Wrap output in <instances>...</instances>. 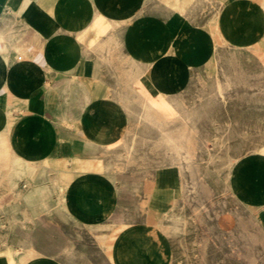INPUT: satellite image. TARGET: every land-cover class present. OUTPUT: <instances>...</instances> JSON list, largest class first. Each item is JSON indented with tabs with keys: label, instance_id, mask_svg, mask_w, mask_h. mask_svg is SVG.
Wrapping results in <instances>:
<instances>
[{
	"label": "rangeland",
	"instance_id": "374dc122",
	"mask_svg": "<svg viewBox=\"0 0 264 264\" xmlns=\"http://www.w3.org/2000/svg\"><path fill=\"white\" fill-rule=\"evenodd\" d=\"M149 1L127 0L125 22L134 16L132 2L142 11ZM150 6L143 15L164 27L156 55L143 53L144 42L124 54L122 46L131 43L119 39L101 58L113 90L97 73L93 88L86 83L87 102L103 104L107 150L93 155L111 182L113 215L99 226L75 221L60 203L56 174L23 166L13 173L11 199H0V247L32 244L66 264H118L121 256L123 264H264V0H153ZM133 28L130 22L126 33ZM160 30L140 31L144 37ZM94 32L73 56L84 82L80 69L96 52L88 47ZM137 55L170 65L171 124L155 127L134 97L127 73ZM110 103L118 111L108 110ZM166 178L173 180L170 202L159 198Z\"/></svg>",
	"mask_w": 264,
	"mask_h": 264
},
{
	"label": "crops",
	"instance_id": "0c3cea01",
	"mask_svg": "<svg viewBox=\"0 0 264 264\" xmlns=\"http://www.w3.org/2000/svg\"><path fill=\"white\" fill-rule=\"evenodd\" d=\"M152 1L147 2L142 11L140 5L132 2V20L118 24L112 31L121 41L131 43L130 48L122 46L124 54L137 52V47L144 42L149 51L145 47L143 53L156 55L154 41L164 27L155 19L150 20V16L143 15V10ZM108 2L0 0L1 200L11 199L14 172H21L23 166H38L56 174L60 203L75 221L99 226L113 215L116 203L111 196L115 194L102 169L101 157L93 155L107 150L102 146L106 137L101 115L103 104L99 99L87 102L86 83L93 88V75L97 73L101 83L109 85L112 90L113 86L102 75L101 55L104 50H96L91 59L84 61L80 72L86 82L81 79L82 75H76L79 70L74 66L73 56L81 50L83 42L72 44L76 41V32L91 26L95 9ZM170 12L175 14L172 10ZM130 22L136 25V32L128 35L125 27ZM144 25L161 30L153 34L148 32L143 37L140 30ZM106 38L107 34L102 37ZM122 119L123 114L120 128ZM120 128L113 135L111 144L118 140ZM90 139L97 140L96 148L86 146ZM172 181V178L161 180L160 199L172 200ZM59 186L65 187L64 200L60 199ZM16 251L21 255L18 256ZM120 261L123 264L124 257H117L118 264ZM0 264L66 263L29 244L0 247Z\"/></svg>",
	"mask_w": 264,
	"mask_h": 264
},
{
	"label": "bare ground",
	"instance_id": "6f19581e",
	"mask_svg": "<svg viewBox=\"0 0 264 264\" xmlns=\"http://www.w3.org/2000/svg\"><path fill=\"white\" fill-rule=\"evenodd\" d=\"M128 15H129V9L127 7L126 1H124V0H109L107 5H105L101 8L99 7V8L95 9V15H94V19H93L91 26H89V28H87L86 30L76 32V39L75 40L76 41L80 40L81 42L84 41L87 34L91 30H94L95 31L94 32L95 37H93L91 39V41L89 42L90 44L88 43L89 49L93 50V51L104 50L107 53V55L110 56L111 53L108 50H111L113 47L118 48L120 46L119 38L116 36L115 33H113L114 29H116L118 24L125 22L128 18ZM118 27H120V26H118ZM133 31H134V28L132 29V32ZM105 34H107V38L102 39V37ZM128 57H130V56H127V58ZM101 58H102V55H101ZM127 58H126V60H128ZM168 66H170V65L165 60L150 61L149 59H145V62H144L138 58V55L135 57H132L131 60L129 61V64H128L129 72L127 73V77L130 79V81L132 83L131 88H132V91L134 93V97H137L138 101H137V99H136V101L141 103V105H143V107L145 109V110H143V111H145V114H144L145 118L148 119L150 122L153 121L152 124H154L155 127L157 126L156 124H158V126L160 125V127L161 126L163 127L164 124L167 125L166 122L169 123V121H167L166 109L168 110L167 106L170 105L169 103L172 104V102L167 103V101L169 100V99L167 100V96L176 90V85H175V82L171 76V70L169 69ZM128 88H129V86L127 87V89ZM110 90H112V89H110ZM126 99H128V98H126ZM123 100H124V98H122V101ZM118 104H119V102H118ZM122 106H124V104ZM107 108H108V110H111V111H118V109H119L117 104H111V103L108 104ZM172 111H171V113H172ZM174 114L176 115L177 112ZM139 117H140V115H139ZM140 118H139V120L141 121ZM175 118H173L172 120H174ZM177 119H179V118L177 117ZM169 124H171V123H169ZM160 129H163V128H160ZM165 129L162 131H165ZM112 132H114V131H112ZM167 135H169V134L167 133ZM110 136H111V134H110ZM166 140H168V143L173 142L172 137H168ZM176 143H177V141H176ZM176 143L173 145L175 146ZM105 145L107 147V145H109V144H107V142H106ZM180 147H182V146H180ZM175 148H177V147L175 146ZM187 151H188V149H187ZM188 155L190 156V154H188ZM190 157H192V155ZM59 189H60L59 192L61 194L60 199L64 200V198H65V193H64L65 187L59 186ZM27 246H29V245H27ZM16 253L18 256L21 255V253L18 251H16Z\"/></svg>",
	"mask_w": 264,
	"mask_h": 264
}]
</instances>
